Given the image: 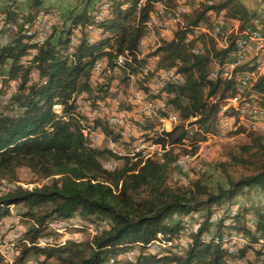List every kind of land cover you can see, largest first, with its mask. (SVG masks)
I'll list each match as a JSON object with an SVG mask.
<instances>
[{
	"label": "trees",
	"instance_id": "obj_1",
	"mask_svg": "<svg viewBox=\"0 0 264 264\" xmlns=\"http://www.w3.org/2000/svg\"><path fill=\"white\" fill-rule=\"evenodd\" d=\"M158 1L100 0L94 10L85 7L77 14L71 12L60 34L55 27L43 42L27 35L39 15L49 12L42 7L43 0H33L22 22L17 21L14 11L0 9L6 14V23L15 25L11 41L0 45V73L8 69L9 81L20 79L12 101L7 105L0 101V175L27 167L40 177L51 179L33 188L18 186L0 195V217L10 215L12 206H22L20 217L29 223L15 264H30L27 260L31 256L40 264H50L51 259L56 264H227L228 252L221 242L224 220H231L230 228L243 230L249 215L247 208L235 210V214L229 210V215L214 222L211 218L225 202L232 201L246 188L257 186L264 190V134L248 132V140L230 147L228 159L216 163L224 169L229 187L212 188L198 177L187 186L175 188L169 178L180 155L175 147L190 140L207 141L212 138L209 133H218L219 106L229 104L238 113V120L242 119L243 102L236 104L231 95L236 92L239 75L251 67L241 66L229 80L210 77L215 66L220 65L217 60L229 56L231 49H235V40L241 36L232 31L230 47H221L210 31L216 17L238 20L242 29L255 22L264 24V20L240 0H200L198 8L187 12L184 25L173 29V39L162 41L153 53L159 56L158 66L178 67L186 82L168 88L175 94L171 102L180 116L177 127L169 128L163 135H159V127L151 129L153 142L165 151L160 157L142 158L138 153L135 158H126L108 149L90 147V123L87 125L80 118L74 103L77 95H91L95 89L91 79L98 61L106 60V70L112 72L115 62L116 69L133 75L129 78L141 74V81L144 80L146 62L141 52L134 50L147 33ZM105 3H109L107 14L96 21ZM202 23L210 29H203L197 37L201 52L196 54V40L187 37ZM87 29L97 31L93 41L92 32ZM31 32L36 33L32 35L36 39L37 27L31 28ZM75 33L76 42H72ZM32 51L36 53L33 57ZM121 52L125 64L119 67L117 54ZM32 71H38L39 82L30 83ZM145 86L141 90L149 95V86ZM250 93L264 96V77L256 84L253 82ZM213 96H219L217 103L210 101ZM55 103L63 105L61 114L53 109ZM171 115L175 119L172 113L168 119ZM108 124L98 121L96 127H103L109 135ZM243 132L239 126L237 133ZM110 159H124L126 165L107 171L103 165ZM229 168H240L245 173L234 180ZM197 213L201 215L198 218ZM258 214L257 228L264 234V213ZM72 219L96 226L107 221L108 226L100 233H90V239L79 243L68 240L43 246L37 242L52 236V231H47L51 221ZM189 230L187 244L181 248L180 241ZM154 244L160 248L158 252L150 250ZM129 252L134 255L132 260Z\"/></svg>",
	"mask_w": 264,
	"mask_h": 264
},
{
	"label": "rangeland",
	"instance_id": "obj_2",
	"mask_svg": "<svg viewBox=\"0 0 264 264\" xmlns=\"http://www.w3.org/2000/svg\"><path fill=\"white\" fill-rule=\"evenodd\" d=\"M99 1L100 0H43L42 7L43 8L47 7L45 8V10L49 12L46 14H56V12L60 13L61 23L55 26V27H58L57 34L59 35L60 34L59 32H61V29L64 28L63 23L67 22V17L70 15L71 12L73 14H77L81 12L85 7H88L90 10L92 9L94 10L96 3H98ZM143 1L144 0H141V3ZM240 1L243 2L252 12H255L257 14L256 17L264 20V0H240ZM32 3H33V0H0V9H3V10L9 9L11 11H14L17 15V21L22 22L28 15V13L30 12ZM192 5H193L192 2L188 3V7H192ZM198 5H200V3L199 4L197 3L195 5V8H198ZM191 9L192 8H189V11ZM45 10L43 9V11ZM192 10H195V9H192ZM213 17L215 16H212V18ZM220 17H223V16H220ZM0 18H1L0 21H5V18H6L5 12H2V11L0 12ZM216 22L219 23L220 21L216 20ZM155 24H159L160 26L159 25L153 26L154 27L153 30L155 34L153 36L151 34L152 32H150L149 36L151 39H153V41L156 40L155 42H157L159 39H162V37L160 36L162 33L161 31L162 29L164 31L165 29L164 26H166L165 25L166 23L155 21ZM3 30H1L0 32L1 33L0 34V45L8 44L12 39L13 32L15 31L14 28H10V27L5 28ZM229 32H230L229 34L232 33L231 31ZM77 35L78 33H75V36L73 37L74 42H76ZM163 39H162L163 41L169 40L167 36H165V38L163 37ZM33 52L35 53V51H32L31 55L33 54ZM7 70L4 69L3 73H0V93H1L0 101H1V97L5 94L7 89L14 87L15 90L17 91L19 84H20V79L9 81L8 79L9 75H8ZM106 71L112 72L110 69H107ZM116 72L127 74L125 70L120 69V68H117ZM141 79H142L141 74H135V79H131L128 76H125V78H123L124 86H122L121 88L122 89V98H121L122 100H120V104L115 106V99L106 98V110L115 111V109L117 110L126 109V111H133V104H127L128 98L131 93L130 85H132L133 82H141ZM109 81L110 79L106 78V81L104 83L98 82L97 84H93L95 86V89H93L92 93H90L91 95L88 94L87 96L90 99H99V98H103L104 96H107L106 94L112 92L110 91V88H109L111 86V83H109ZM147 83H151V80H149V82L148 80H143L141 82V88L145 89L146 88L145 84L147 85ZM98 87L99 88L101 87V89L98 90L99 89ZM75 105H76V110L80 112V118L84 119V121H86L88 125L90 123V118L85 117L84 112L90 111L89 105H88V108H86L87 111L82 109L81 103H79V106H77L78 103H75ZM160 105L161 104H158L157 105L158 107L156 108H159ZM166 108L163 109V114L167 118L169 117V113H172L175 116V113L171 110L170 106ZM96 109L98 111L100 109V111L102 112V113H99V115L96 114L97 115L96 118H99L98 121L108 124L107 119L110 118L111 112L104 113L103 107H96ZM156 111H157V114L154 116L153 119H159V126H152V128L161 127V125L164 123V119H160L161 117L158 115V114H161L162 109L159 108V110L157 109ZM108 126L109 128H111L109 124ZM100 129L103 130V131L101 130V138H108V134L105 133L104 128L100 127ZM260 130L262 131L261 133L264 134V128H260ZM217 134H220V127L218 129ZM248 134H249L248 130L243 135H239V136H236V134H232V132H228V138H225L223 140L222 138L212 137L211 139L207 141L204 140V143H199V141H195V143H192L193 141L189 139L192 142L188 141L186 144H183L180 146H186V145H190V146L175 147L176 152H178L180 155H179V160L176 163V166H174V168L171 171L170 178H169L170 185L175 188L181 187V186H187L190 184V182L194 178L202 177L204 178L206 183L210 185L212 188L217 189L220 186L229 187L230 183H229L228 177L225 174L224 169L216 165V163L225 162L228 159L226 154H227V151L230 150V147L248 140L249 138ZM87 142H88V138H87ZM122 142H123V147H129V149H112V152L116 153V155L120 154V156H125L126 158H135L134 157L135 155L133 154H135L134 152L137 153L138 145L140 144L138 140H130L129 134H126L122 136ZM102 145L104 146L105 142H102ZM130 149H133L134 152L131 151ZM182 149H186L188 150V152H185ZM163 153L164 152H162L160 155L156 157H160ZM113 160H116V159H113ZM118 160L120 162L125 163L124 159H118ZM187 164H188V169L182 170L184 166ZM104 165H105V161H104ZM228 173L231 178H233L234 180H238L240 176H242V174L245 173V170L240 169V168H229ZM49 181H51L50 178H42L39 176V174L34 173L31 169L27 167H21L17 169L16 172L8 173L5 176L0 175V195L11 192L18 186L33 188L35 186L48 183ZM222 206L223 207L221 208V210L217 211L214 214H219L222 218H224L227 215H229L230 213L229 210L232 211V209H235L239 211V209L241 208H247V212L249 215L247 216L244 224L248 223V219L251 216L252 218L256 217V219L259 220L258 211H261L264 213V190H262L260 187H257V186L253 188H246L245 191L239 193V195L235 197L232 201L225 202V204ZM22 211H24V208L22 206H12L10 215L0 217V264H15V259L20 254L21 243H22L21 241H22L23 235L29 228V223L20 217V213ZM194 213L196 212H193L191 214H194ZM225 214L227 215L225 216ZM189 215L185 216L184 222L189 218ZM196 216H201V215L200 213H197ZM49 230L50 229H47V231ZM233 230H235L234 227L230 228L226 226L224 228L222 235H224V233L225 234L231 233V232L235 233L239 229H237L236 231H233ZM19 232H21L22 234L21 237H15V234H18ZM81 233H82V236L79 235ZM69 234L76 235V236L78 235L79 237L77 236V238L80 239L79 241H82V242L91 238V234L86 230L85 227H82L80 229L71 228V229H68L67 231H59V232H56L55 230H53L51 233L52 235L51 238L53 239L52 243L54 244L55 242L56 243L67 242L68 240H64V239H66ZM71 241H77V240H71ZM26 242L28 243V240H26ZM28 244L30 245V243ZM43 246H46V245H43ZM131 252H135V254H137L136 250H133ZM131 252L128 253V257L132 260L134 255L131 256L132 254ZM250 253H251L249 254L250 257L249 256L247 257L249 259V260L247 259L248 264H249V261H250V264H264L262 263L263 261H261L260 259L258 260L256 253L254 251H251ZM27 261L30 264H40L38 260L36 259V257L34 256L29 257ZM50 264H56V261L54 259H51Z\"/></svg>",
	"mask_w": 264,
	"mask_h": 264
},
{
	"label": "built area",
	"instance_id": "obj_3",
	"mask_svg": "<svg viewBox=\"0 0 264 264\" xmlns=\"http://www.w3.org/2000/svg\"><path fill=\"white\" fill-rule=\"evenodd\" d=\"M146 1V0H144ZM143 1V2H144ZM142 2V3H143ZM200 3V0H193V7H185V0H170L169 2H164L162 0L158 1L155 5L154 10L152 11V19L158 22H165L166 24H174V25H184L185 16L187 15V8H195L196 4ZM200 5H198L199 7ZM158 9H165V18H158ZM196 9V8H195ZM217 20L220 21V30H210L212 35H214L216 41L219 44H225V39H234L229 38V31H236V36L244 35L245 29H242V25H239L238 20H229L224 17H217ZM61 22V15L59 12H56V18H49L48 16H43L39 18V20H35L34 24L29 28L27 35L31 40H39L43 41V37L41 39H32L31 28L37 26H44V24H51V31L53 32L56 25ZM201 31L203 34V29H210L206 27V23H202ZM14 28V24L6 23L5 21H0V32L5 28ZM251 27H253V32L256 33H264V31L255 29V23H251ZM4 31V30H3ZM88 32H93L89 31ZM1 34V33H0ZM168 38L171 40L174 37L175 33H167L164 32ZM187 39H195L197 44V53L201 52V44L198 43V38H190ZM230 46H226L229 48ZM261 46L259 44H246L243 47L242 51L232 52L231 56H227L224 60L218 59L217 62H220V66L233 67V73L239 72V65L241 62H247L252 60V57H246V49H253V54L256 53ZM160 48L158 44L150 38L148 30L146 35L140 40L137 49L134 52H141V58L146 62L147 75H144V80H151V85L153 86V96H144L141 90V82H133L130 85V96L128 98L127 104H133V111H126L121 109L115 111H107L106 110V98L115 99V106L120 104V100H122V86L123 78L125 76H133L131 74H122L121 72H116L115 62H114V72L106 71V60L102 61L100 67H97L93 70V76L91 79L92 84H97L98 82L104 83L106 78L110 79L109 83L112 86V93L106 94L103 98L99 99H90L88 96H82V93L75 97L74 103H89L90 111L84 112L85 117L90 118V137H88V144L90 147H100L108 149L112 152V149H129V147H123L122 142V134H129L130 140H138L139 143L144 145V151H152L153 154L159 152L162 145H155L153 143V137L151 135L152 126H159V119H153L148 110V102L156 101L157 104L162 105V112L160 119H166L168 122V128H176L179 124L180 116L177 111H175L174 105L171 102L172 98L175 97V94L168 90L169 86H180V83L186 82V77L183 74H179L178 67H159L158 61L159 56L153 55L157 49ZM36 53L32 54L33 57ZM131 58L133 57V52H130ZM109 59V56H107ZM117 60H122V52L117 54ZM146 60V61H145ZM212 74H217L220 76L222 80H229V76H226V73L213 72ZM264 77L261 75V66L257 69V74H244L243 80H240V83L235 84L236 92L234 95V99H236L237 104L241 102H248L254 108V101H261L264 103V98H254L249 94V90L247 89L248 81H255V84L260 80V78ZM40 75L38 71H32L30 74V82H39ZM16 90L14 87L7 89L5 94L1 97V102L3 105L9 104L15 94ZM3 98V99H2ZM219 96H213L210 98L211 102L217 103V99ZM163 106H171L174 108L175 119H168L163 114ZM96 107H103L104 112H111V119H114V128L111 129V134L108 135V138H101V129L100 127H96ZM15 110L17 109L16 104L14 105ZM55 110H63V105L57 103L53 106ZM255 110V109H254ZM255 112L264 113L261 110H255ZM216 125L220 126V134H212L209 133L210 137H218V138H228V132H236V136L244 134L247 130H253L255 128H264V122H252L247 120H238V113L233 112V108L229 107V104L226 106H219L218 112L216 114ZM237 126H244V133H237ZM190 127V126H189ZM198 129V128H196ZM167 130H160L159 135H163ZM114 134V135H113ZM167 137V136H166ZM204 140H198L199 143H204ZM102 142H105V145H102ZM170 146H176L171 145ZM186 146H178V147H188ZM133 151V149H130ZM134 152V151H133ZM135 153V157L137 153ZM126 164L124 162H116L113 159L105 161L106 166H114L115 167H124ZM105 169V168H104ZM188 169V164L184 166L182 170ZM76 220V219H72ZM70 220V221H72ZM59 225H63V220H56ZM51 231V230H49ZM21 232L15 234V237H21ZM64 240H77L76 235H68V237ZM38 243L42 245H46L53 242V239L49 240H39ZM28 243H30L28 241ZM155 246H152L150 250H152Z\"/></svg>",
	"mask_w": 264,
	"mask_h": 264
},
{
	"label": "bare ground",
	"instance_id": "obj_4",
	"mask_svg": "<svg viewBox=\"0 0 264 264\" xmlns=\"http://www.w3.org/2000/svg\"><path fill=\"white\" fill-rule=\"evenodd\" d=\"M189 2H193V0H185V7H188V3ZM108 8H109V3H105V4H103L101 6L98 14L96 15V21H100V20H103V18H105ZM188 11H189V8H187V12ZM43 16H48L49 18H56V14H45ZM39 18H42V15L39 16L36 20H39ZM158 18H165V9H158ZM151 19H152V14L150 16L147 29H148V33L152 32L151 34L154 36L155 33H154V30H153V28H154L153 26L159 25V24H155L156 20H151ZM219 23L216 22V24L214 25V29L213 30H220ZM165 25L166 26H164L165 27L164 31L166 30L165 32H167V33H170V32L172 33L173 29L176 27V25H174V24H165ZM255 29H259V30L264 31V24L255 22ZM155 30H156V28H155ZM47 31H51V24H44V26H37V37H36V39H41L42 37H43V41L45 39H47V37L51 33V32H47ZM164 31H163V29L161 31L162 33H161L160 36L162 37V39H163V37L165 38ZM159 32H160V30H159ZM201 32L202 31H201V27H200V28L196 29L188 37H190V38H197L198 37L199 38V35H200L199 33H201ZM33 34H36V33L31 32V35H33ZM96 34H97V31L94 30L92 32L93 36L90 38V41L94 40V35H96ZM33 37L34 36H32V38ZM213 37H214V35H213ZM162 39H159L155 43L160 46V44L164 40V39L163 40ZM188 40H190V39H188ZM37 41L38 42H43V41H39V40H37ZM72 42H74V41L72 40ZM228 43H229L228 39H225V44H219V45L221 47L225 48L226 46H228ZM249 43L259 44L261 46H264V33L253 32V27H251V25L248 26L245 29L244 35H241L238 39L235 40V49L232 52L242 51L243 47L246 46V44H249ZM229 56H231V53H230ZM246 57H252V60L247 61V62H241L240 65H239V68L241 66H249L251 68H249L247 70H244V72H242L239 75L237 83H240V80H243V73L244 74H257V69H258L259 66H261V75H264V47H262L258 51H256L255 54H253V49H246ZM101 64H102V61H98L95 64L94 69L97 68V67H100ZM124 64H125V58H124V56H122V60H118V66L121 67ZM215 67H216V69L211 72V76H210L212 79L220 78L219 75L212 74L213 72H219V70H220V73H226V76H229V78L233 74V67L220 66L219 64L217 66H215ZM144 73L147 74V68L146 67L144 68ZM148 82H149V80H148ZM253 82L254 81H248L247 82V89L248 90H250ZM147 84L149 86V95H146L143 90H142V93L144 94V96H153V86L151 85V83H147ZM182 84L183 83H180V85H182ZM111 87L112 86H110V91H112ZM250 94L254 98H264V96L259 97L255 93H250ZM87 95H88L87 92L86 93H82V96H87ZM56 104L57 103H55L54 105H56ZM236 104H237V101H236ZM88 105L90 107L89 103H81L82 109H84L86 111H87L86 108H88ZM157 105L158 104H157L156 101H149L148 102V110H149V113L152 116V118H154V116L156 115V110L157 109L158 110H159V108L162 109V105H160L159 108H156V107H158ZM77 106H79V103H78ZM165 108H166V106H163V109H165ZM254 109L255 110L264 111V103L261 102V101H254V108H253V106L250 103L243 102V107L241 109V116H242L241 120H247V121H252V122H260V121L264 122V113L260 114V112H255ZM55 111L60 113V114L62 113V110H55ZM99 111H100V109H99ZM99 111L96 109V114L97 115H99V113H102L101 111L100 112ZM99 117H101V116H99ZM169 119H173V116L171 115ZM96 120H99V118H96ZM107 120L109 122L110 127L114 128V119H111V116H110V118H108ZM84 123L85 122L82 121V124H84ZM218 127H220V126H218ZM238 127L239 126H237V128ZM240 127L242 128V130H244V126H240ZM159 128H160V130H168L169 129L168 128V122H167L166 119L164 120V123ZM159 128H158V130H159ZM248 132L249 133L250 132L251 133L252 132H257L259 134L262 131L260 130V128H255L253 130H248ZM261 134H263V133H261ZM124 135H126V134H122V136H124ZM155 145H159V144H155ZM162 152H165V151H163L162 148H160L159 152L156 153V154H153V156H152V151H144V145H142V143H140L138 145V150H137V153H139L142 158H145V157L146 158L147 157H156V156L160 155ZM103 167L107 171H113V170H115L117 168V167L114 168V166H106L105 167V165H103ZM230 212L232 214H235V209H232V211L230 210ZM195 217L198 218L200 216H196L195 215ZM220 218H221V216L219 214H214L212 216V218H211V222H214V221H216V220H218ZM55 221L56 220L51 221L49 223L48 229H50L51 231L55 230L56 232L63 231V230H68V229H71V228L80 229V228H82L85 225L86 226V230L89 233H94V232H99L100 233L104 229H106L107 226H108L107 221L101 222L98 226H96L94 224H91V223H83V222L79 221V219L72 220V221H63V225H59V223L55 222ZM224 223H225V225H224L225 227L226 226L229 227L230 225H232V222H231L230 219H225ZM258 223H259V220L256 219V217H253V218L250 217L248 219V223L244 224V229L243 230L241 229V231L238 230L235 233L231 232V233H226V234L224 233V235H221V242L223 243V246L225 247L226 251L228 252L227 264H246L247 261L249 260L247 257L249 256V254H251L250 253L251 251H254L256 253V256H257L258 260L260 259L261 261H263L262 263H264V234H262L261 231L258 230V228H257ZM236 230L237 229L235 228V230H233V231H236ZM66 234H68V233H66ZM79 235L82 236V233L79 234ZM189 236H190V230L188 231L187 236L181 239V241H180L181 248H184L186 246ZM49 239H52V238L51 237L50 238H43L41 240H49ZM75 242H77V241H75ZM79 242H82V241H78L77 243H79ZM152 246H155L152 249L154 252H158L159 251L160 248L157 245L154 244ZM249 264H250V261H249Z\"/></svg>",
	"mask_w": 264,
	"mask_h": 264
},
{
	"label": "crops",
	"instance_id": "obj_5",
	"mask_svg": "<svg viewBox=\"0 0 264 264\" xmlns=\"http://www.w3.org/2000/svg\"><path fill=\"white\" fill-rule=\"evenodd\" d=\"M173 32H174V31H172V33H173ZM170 33H171V32H170ZM165 36H166V35H165ZM167 37H168V36H167ZM170 39H171V38H169V40H170ZM162 43H163V42H162ZM162 43H161V44H162ZM161 44H160V45H161ZM251 217H252V216H251Z\"/></svg>",
	"mask_w": 264,
	"mask_h": 264
}]
</instances>
